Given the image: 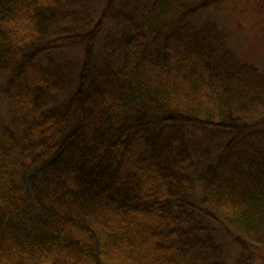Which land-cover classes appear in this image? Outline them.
Instances as JSON below:
<instances>
[{"label":"trees","instance_id":"16d2710c","mask_svg":"<svg viewBox=\"0 0 264 264\" xmlns=\"http://www.w3.org/2000/svg\"><path fill=\"white\" fill-rule=\"evenodd\" d=\"M176 1L0 0V264H264V66Z\"/></svg>","mask_w":264,"mask_h":264},{"label":"rangeland","instance_id":"374dc122","mask_svg":"<svg viewBox=\"0 0 264 264\" xmlns=\"http://www.w3.org/2000/svg\"><path fill=\"white\" fill-rule=\"evenodd\" d=\"M94 1L98 5L100 3L102 8L108 0ZM163 1L169 3L166 9H174L177 3L176 0ZM196 1V6L200 12L190 15V20H194L196 25L200 26L213 22L218 23L226 33L230 51L239 52L244 58L250 57L251 59L246 60L252 64L264 66V38L259 37V33L264 34V23L259 19L256 21L253 19L246 20L253 17L248 11L249 7L246 0H226L225 2L215 0V5L208 3L210 0ZM180 2L182 3H180L181 6L188 4L187 0L184 3L183 0ZM189 8L193 9L190 6ZM263 19L264 17H262Z\"/></svg>","mask_w":264,"mask_h":264}]
</instances>
